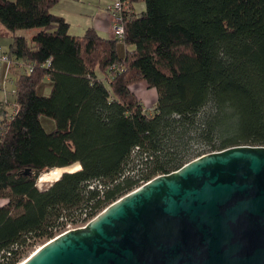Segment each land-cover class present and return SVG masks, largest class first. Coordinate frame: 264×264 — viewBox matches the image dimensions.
Returning <instances> with one entry per match:
<instances>
[{"label":"trees","instance_id":"trees-1","mask_svg":"<svg viewBox=\"0 0 264 264\" xmlns=\"http://www.w3.org/2000/svg\"><path fill=\"white\" fill-rule=\"evenodd\" d=\"M55 2L0 0L15 78L12 114L0 104V264L56 236L64 214L84 221L200 155L264 145V0H129L122 39L92 27L69 35L49 12ZM28 28L39 29L30 44L13 35ZM118 41L132 49L120 56ZM43 77L46 96L36 93ZM140 82L155 90L151 113L131 89ZM73 164L37 188L39 174Z\"/></svg>","mask_w":264,"mask_h":264},{"label":"water","instance_id":"water-1","mask_svg":"<svg viewBox=\"0 0 264 264\" xmlns=\"http://www.w3.org/2000/svg\"><path fill=\"white\" fill-rule=\"evenodd\" d=\"M18 264H264V145L157 175Z\"/></svg>","mask_w":264,"mask_h":264},{"label":"rangeland","instance_id":"rangeland-1","mask_svg":"<svg viewBox=\"0 0 264 264\" xmlns=\"http://www.w3.org/2000/svg\"><path fill=\"white\" fill-rule=\"evenodd\" d=\"M108 2V0H56L54 5L51 6L49 12L53 15H58L64 18V20L69 24L68 34L76 37H80L83 35L84 29H86V23H89V15L93 14L97 7L103 6V3ZM136 10H143V3L137 4L134 7ZM85 27V28H84ZM38 28H28V29H18L13 35L23 36L27 39L28 43H31V37L38 31ZM101 37L105 38L106 36ZM11 39L8 37H0V53H5L8 49V45ZM117 53L122 56L124 54L125 49H132V46H125L122 42L118 41L116 44ZM14 75L7 71L5 67V63H0V104L6 115L12 114L14 110ZM106 85V84H105ZM51 82L47 77H43L40 81L39 85L36 88V93L38 95L46 96L50 91ZM137 88V84H134L131 89L135 90ZM143 89H148L143 87ZM144 91V90H143ZM147 93L144 91V94ZM156 97V96H155ZM152 98V100H151ZM149 98L148 96L144 97L145 103L147 104V112L151 113L152 109L150 106L155 104L154 95ZM2 119V114L0 115V120ZM39 122L41 127L45 132H52L55 128L54 121L51 118L40 115ZM139 157L136 155L131 156V161L127 167V171L130 172L133 168V164L137 163ZM62 173V172H61ZM59 177V176H58ZM53 182V179L37 182L36 186L38 189L42 190L48 187V185ZM3 201L0 200V204ZM108 205V204H107ZM106 207V206H104ZM104 207L98 209L97 213H99ZM96 213V214H97ZM59 222L63 223V226L55 231V235H58L68 229L76 228L81 226L84 221H81L78 215V210L71 211L69 214H64L63 218L59 220ZM40 243L34 245L29 249L21 259L25 258L29 255L36 247H38Z\"/></svg>","mask_w":264,"mask_h":264},{"label":"crops","instance_id":"crops-1","mask_svg":"<svg viewBox=\"0 0 264 264\" xmlns=\"http://www.w3.org/2000/svg\"><path fill=\"white\" fill-rule=\"evenodd\" d=\"M75 1H80V0H75ZM109 2L110 0H108V2L103 3V6L97 7L94 13L89 15L90 16L89 23L85 24L86 28L92 27L100 36L101 35L106 36L105 38L112 37V34H111L112 18H111L109 10L107 9V5L109 4ZM136 11L140 12L141 10L140 11L136 10ZM68 31H69V28H68ZM5 67H6V64H5ZM143 87L148 88L144 82L137 83V88L132 91L141 100L144 110L147 112V106H146L147 104L145 103L144 97L148 96L149 98H151L152 95H154V101H155L156 94L153 88H148L145 90L143 89ZM143 90L146 91L147 93L144 94ZM153 107H154V104L150 106L151 109H153Z\"/></svg>","mask_w":264,"mask_h":264},{"label":"built area","instance_id":"built-area-1","mask_svg":"<svg viewBox=\"0 0 264 264\" xmlns=\"http://www.w3.org/2000/svg\"><path fill=\"white\" fill-rule=\"evenodd\" d=\"M107 9L109 10L112 18V26H111L112 38L122 39L124 34L123 18H124V14L129 10V0H110L109 4L107 5ZM0 63H5L7 65L8 60L5 53H0ZM94 186H96L98 189L102 188V186L97 182L90 184L88 187L92 189L94 188ZM90 219L91 218L84 220V223L79 227L84 226Z\"/></svg>","mask_w":264,"mask_h":264},{"label":"bare ground","instance_id":"bare-ground-1","mask_svg":"<svg viewBox=\"0 0 264 264\" xmlns=\"http://www.w3.org/2000/svg\"><path fill=\"white\" fill-rule=\"evenodd\" d=\"M79 166L76 164H73L71 166L68 167H63V168H52L47 172L41 173L39 174L38 178H37V182H43V181H47L50 179L56 180L58 178V176H60L61 172L63 171H75L78 170Z\"/></svg>","mask_w":264,"mask_h":264}]
</instances>
